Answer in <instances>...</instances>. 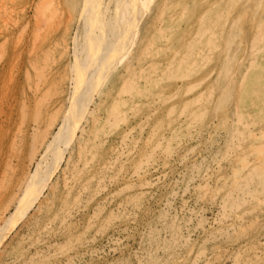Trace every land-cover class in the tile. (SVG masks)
Here are the masks:
<instances>
[{
    "label": "rangeland",
    "instance_id": "374dc122",
    "mask_svg": "<svg viewBox=\"0 0 264 264\" xmlns=\"http://www.w3.org/2000/svg\"><path fill=\"white\" fill-rule=\"evenodd\" d=\"M43 1L44 0L41 2ZM103 1L104 3L107 1L109 2V0ZM161 1L163 2V0H152L149 10L144 13L145 16H142V19H140V24L138 23L137 25V29L140 28V31L137 30V37H135L136 41L134 40L135 44H133V47L131 48L132 50H129V53H127L125 56L126 59L124 58L125 60L123 62L117 65L114 70L112 69L108 77L104 80V84L102 83L103 86L98 92H96V94L93 95L94 97L90 101L88 111L84 116L85 120L81 119L80 126L82 128L80 127V130L82 131V134H80L82 138L78 144H75L71 155V166L66 170L67 173H65L67 175L62 177V174L58 168L51 174V176H49L51 169L48 166H44V164L39 176L40 181L37 182L32 189L35 194V203L33 206H31L30 211L22 218L17 217V215L14 219H11L13 216L12 214L17 207V205L13 203L10 211L4 217L5 220L0 223V264H207V260L209 261L208 264H264V166H262L264 165V133H262L264 132V104H262L264 103V35L261 34L257 38L258 42L256 41L254 44L251 42L254 41V36L257 32L258 26H255L260 24L264 29V10H262L264 7V1L237 0L234 3L231 2L233 4L230 6L227 3V0H224L220 1L221 5L220 3L219 5L216 4V6H220L222 9L224 8V11L228 10L229 12L225 11L228 16L218 20L220 21L217 24L219 27L213 24L211 25V28H209L211 30L213 27H218V31L217 28H213L216 31L212 29L211 32L214 31L216 34H218L216 39H214V42L219 43V46H217V48L215 47L214 51H212L214 54L210 52L209 54L205 55V57L208 56L209 58H206L207 62L205 60L204 65L202 60L198 61L197 65L200 66L199 63H201L203 66L195 67L197 70L194 72H197L196 74L198 77L195 76L194 72L190 74L187 69H185V66L181 67L182 69L184 68V70H179L178 74L177 72L174 74V71H176L175 66L179 63L178 57H180V60L181 55L189 58L188 53L190 56L191 54L195 55L194 51H197V48H201L198 49L201 51L206 47V45L204 47L205 41L204 43L202 40L197 41L199 39H197L196 36V28L198 29V27H200V25H197L200 24L199 22H201L199 20L200 17L197 16H199V13L202 14L207 10L206 8L208 7V2L206 0H191L192 2L190 0H176L177 2L174 0H164V5H161ZM203 1L204 3H207L205 4V7L203 6L204 4H202L203 7L199 4V2L202 3ZM39 2V0H0V211H2L7 206V202H9L10 199H13L14 194L16 195L15 187L23 174L28 170V172L34 171L36 168V166H33V164L35 165V160L40 152L37 154V157H35V160L32 164L29 162L33 157V150H31L32 147L30 148V146L34 144V140H36L38 143L44 136L43 138L46 137V141H48L53 136L52 134L56 131L62 121V118L70 108L69 98L72 96V92L70 90H72V78L74 76L72 65L75 63V56L73 55V49H75L74 39L76 37L78 38L77 41L81 42L82 37L80 35H82L83 32L81 31V9H79L82 8V0H47V2L45 0L46 5L52 2L50 11L48 10V7V9L45 7L43 10H40L39 6L41 3L38 6ZM181 2L183 4L185 3L186 5L184 4L183 6ZM223 2L225 3L226 7ZM113 4L114 3L112 1L109 6V13L112 12L110 10H113ZM198 4L201 6V8L198 6ZM189 5L190 10L194 9L193 12L189 10ZM193 5L196 6L192 8ZM53 6H55L54 9L56 11H54ZM35 8L42 12L41 14L39 11L42 17L38 15ZM159 9L162 10V12H160ZM163 9H165V11H163ZM4 11H6V13H4ZM188 11H190L191 15L188 14ZM261 11L263 12L261 13ZM43 12L45 13V16ZM233 13L234 15H232ZM191 16L193 17V20L191 19ZM236 16L237 18L241 16V23L239 26H233L232 24L233 18H236ZM161 18L165 19L163 20ZM187 18L189 21H187ZM194 18H197V21ZM46 21H48V23ZM184 24L186 25L185 27ZM222 24H225V26H222ZM189 25L191 27H189ZM170 26L173 27L171 28ZM222 27L224 28L223 30L225 32L222 30ZM156 28L159 29L157 30ZM170 29H173V31L171 30L170 32ZM184 30L187 31L185 32ZM189 30H191L193 33H191V31L189 32ZM220 32H222L221 35ZM175 35L177 40L175 39ZM192 37L196 38L193 39ZM237 38L238 40L236 43H234ZM184 39L187 41H184ZM195 39V42L201 43L203 48L200 47L199 44L195 47V42H193ZM249 39L250 41H248ZM191 40L193 44H191ZM189 44L190 46H188ZM235 44H237V47ZM180 45L183 46L178 48ZM192 45L194 46L192 47ZM252 45L255 46L256 50L259 48L260 49L256 56L257 63L253 68L254 72H249L251 75L247 78L248 73L246 72V59ZM151 46L153 48H151ZM192 48L193 50H191ZM186 49L187 51H191L187 52ZM232 49H234V51ZM184 50L187 52V54ZM231 50L233 51L232 54H230ZM235 50L238 51L236 52ZM145 51L150 53L148 56H154V60L156 61L155 64L157 65L156 68H160L155 74L161 72V69L165 67V63H163L164 60H166L164 62H167V59L171 58V62L173 63V61L176 59L174 61L176 63L172 64V67H174L172 68L173 71L171 70L172 72H169L170 74L173 73L171 74V80L167 78L168 74L166 75L167 77L163 78L168 79V81L166 79L165 80L170 83V86H174L176 84L175 88L178 92L175 91L177 96L172 99V102L175 104L177 103L176 107H178V105L184 101V93L187 95V93L190 92L186 97L192 96V98H196L195 103L197 104L191 103L190 107L191 105L192 107L187 109L192 110L197 106L202 108L204 111L207 109L205 114L203 112L199 117V115L193 113V117H195L197 120H192L193 123L190 122V124L188 121H186L183 123V125H179L178 121H176L177 119L173 121L174 119L172 120V118L168 117L167 119L165 116L166 114L164 109H166L168 106V102H166V105L164 103L163 108H157L159 113L157 109L154 111V109L149 104L151 101H148L150 97L156 93L155 91L161 89L159 84L162 86L165 84V81H160L162 80L161 78L156 77L154 73L150 74L149 72L151 71L148 72V59L146 60L141 58L142 62L140 59H138L139 55ZM165 52L168 55H166ZM161 53L164 54V56ZM198 53H196V55ZM196 55L194 57L191 56L192 60L199 56ZM229 56L234 57L233 60L236 61H233L235 64L233 63L234 65L231 67L230 72H226L227 70L225 69V63L228 62ZM220 57H222L221 60ZM32 62L39 66V69L41 68V71L39 70L40 74L45 76L44 78L39 74L40 81L43 82L41 88H43L45 85L46 88L49 87L47 88L49 94L45 92V88V90H42V93L39 95L41 98L45 97L43 100L40 98V100L37 101L36 98L39 96L38 94L34 95L33 89L30 87V85L33 86L36 81V78L34 77L36 76V72L31 68V64H33ZM137 63L139 67H145V72H143L142 76H137L134 74L135 72H127V66L133 64L134 67L137 68ZM146 63L148 65H146ZM216 64L219 66L217 67ZM210 67L212 68L209 69ZM198 69L203 72L199 71ZM26 71L29 72L30 76L26 77V74H28ZM185 71L186 73H184ZM208 71L210 72L209 74ZM147 72L148 74L146 75ZM202 73L203 75L207 74V76L203 79H201L202 77L200 78ZM231 73L234 75V80L232 79V81L229 83V92L225 94V98L227 100L226 102L225 98L222 95L220 96V92L224 87L227 86V76ZM243 74L246 76L243 77ZM173 75H175V77ZM127 76L128 78H126ZM143 76L145 78L148 77L147 80L145 79L146 81L143 80ZM140 77L141 79L138 80ZM188 78L191 80V82L188 80ZM192 78H194L196 81ZM240 78H245L247 80H245L244 83L240 85V81H238ZM250 78H252V81H250ZM147 81L149 82V85ZM53 82H55L54 84L56 86L53 84ZM127 82L128 87L126 86ZM184 82L188 86H185ZM200 83L202 85H200ZM49 84L50 86H48ZM177 84H179L178 87ZM194 84H196V86ZM122 85L126 87L123 88ZM150 85L156 86V89H154L155 87L151 88L153 86ZM183 86L186 89H182ZM211 86L213 87V90L211 89L212 95H209L207 93L210 89L209 87ZM247 86L249 87L247 88ZM121 87L123 88V91L125 90L124 94L121 90ZM137 87L141 88L138 89L140 92L142 91L141 93L136 91ZM30 88L31 90H29ZM143 88L145 91L148 88L149 91L147 90L145 92L143 91ZM151 89L154 90L152 91ZM191 90L194 92H191ZM237 91H240L239 96ZM136 92H138V94ZM181 92L183 94H181ZM100 93L102 94L100 95ZM179 93L180 95H178ZM217 93H219V95ZM95 95H97V97ZM47 96H49V98ZM200 97H202L204 100ZM235 99H237V102ZM200 100H203L202 103ZM233 100L237 103V107ZM41 102L44 105H42ZM224 102L226 103L224 104ZM34 104H37L41 107H39L40 111L39 109H35L36 105ZM59 104L60 107L58 106ZM144 105L147 106L145 107ZM130 106H134L135 108H130ZM148 106H150L149 108H152V116L150 115V118L146 120L144 128L140 129V131L142 130V134L139 132V129L134 131V136L128 139V145L124 150L122 148L123 144H121V137L123 135L122 133H124V130L127 127L132 126L133 128L137 126V124L140 122L139 118H141V115L143 117L146 115V113H150L151 110L148 109ZM137 107L141 109L139 112H136L138 111V109L136 110ZM115 108L116 110H113ZM55 109H58L56 112L59 113H56ZM145 109L148 111H145ZM229 109L232 113L228 112L230 111ZM210 110L212 112H210ZM107 111H110L112 115H115V113L119 115L121 114L118 118L123 119H115V117H112L111 120H113L112 122H114V126L109 128L105 125L104 120L107 116ZM193 111L194 110L191 112ZM33 113L34 115L32 116ZM91 113H93L97 120L93 118V116H90ZM227 113H230L229 117ZM226 116L227 119L225 118ZM48 117H53L54 120ZM160 117H162L164 120L162 118L160 119ZM36 118H38V120ZM170 120L172 121V124ZM35 123L39 126H37ZM196 123L198 125H196ZM224 123L227 124L225 125ZM156 124L158 125L156 126ZM204 124L206 126H204ZM245 124L247 125L245 126ZM152 125L162 130H159L160 132L158 135H161L163 132L167 136V140L165 142L162 141L164 143H157L155 141L157 136L154 135V137L153 134L149 135V129L153 127ZM211 125L212 127H210ZM46 126L48 127V132H45L47 129ZM33 127L35 130L32 129ZM37 127L39 129H37ZM167 128H172L173 130L175 128L174 133L168 131L169 129ZM41 129H43L42 131L45 133H42ZM186 129L188 130L186 131ZM206 129L210 130L208 131ZM91 130L92 132H90ZM32 131L36 133H33ZM93 137H96L97 140ZM138 137H140V140ZM82 139L84 140L82 141ZM145 139H149L151 141H146ZM134 140H136V142H134ZM142 140L145 141V145H143L144 142ZM147 143L149 147H146ZM232 143L234 144L232 145ZM249 144L252 145L250 146ZM253 144H255V146L257 145L258 147L256 146L255 148ZM258 144L263 146L261 147ZM239 145L242 147V149ZM79 146L81 149L78 148ZM137 147L139 148V151L136 149ZM153 147L156 149V155L152 158L150 166L144 169L143 176L140 178L137 176H132L133 174L131 172L134 173V170L138 169L139 167L138 161ZM165 147L169 150H165ZM237 148L241 153L237 151ZM117 150L119 151V154L117 152L118 155H113ZM128 150H130V152L133 151L134 154L130 153ZM248 150L253 151H251V153ZM125 153L126 155H123ZM68 154L69 151L65 150L63 153V158L61 159V164H63L65 159H67ZM108 156L110 158H108ZM89 158H92V160ZM90 160L91 162L88 163L87 161ZM8 164L11 167H6ZM86 164H88L89 167ZM11 168L14 169L12 172ZM106 168L107 170H105ZM69 172H72L71 176L69 175ZM101 175H103V178ZM78 176L80 180L77 178ZM88 177H90V180H88ZM98 177H101V180H103H98ZM65 178L67 179L66 181ZM41 179L47 182V185H45V182H41ZM68 180L71 181V183ZM99 181L101 182L99 183ZM95 183L96 186H94ZM248 183L249 185L247 186ZM257 183L261 187L258 186ZM52 184L53 188L54 186L55 188L52 190L51 195V188H49V185ZM82 184H85L83 186L84 188H79V186L81 187ZM242 187L243 192L240 189ZM99 188L101 190H99ZM79 189L80 191H78ZM67 191L70 192L67 194ZM138 191H143V193ZM93 192L96 194V196ZM45 193L47 195L46 197H48L50 200L52 199L51 202L49 199H47L48 201L45 200V204H42L43 207L40 206L38 211L35 212V205L37 203L43 202ZM77 194L80 196L78 195L76 198L75 196H77ZM89 196H92V198ZM78 198L79 200H76ZM72 199L76 200V202L74 203V200L72 201ZM164 202H166L168 205H166ZM69 204L71 205L72 209L71 213H65L63 208L70 206ZM47 205H49V207ZM45 206H47V208ZM61 207L63 208L61 209ZM7 217V221L10 220V223L5 222ZM58 217L63 222L59 219H56ZM48 219H50V221ZM52 219L55 221L53 220L54 222H52ZM36 221H38L37 224ZM43 223L49 227L45 226ZM40 228L47 230L43 231ZM177 228L179 229L176 230ZM175 234H177V236ZM196 254L198 256H195ZM193 258L198 260L196 261Z\"/></svg>",
    "mask_w": 264,
    "mask_h": 264
},
{
    "label": "bare ground",
    "instance_id": "6f19581e",
    "mask_svg": "<svg viewBox=\"0 0 264 264\" xmlns=\"http://www.w3.org/2000/svg\"><path fill=\"white\" fill-rule=\"evenodd\" d=\"M40 2L38 3V6L40 5V3H41V5L39 6V9L40 10H43V8H47L49 11H50V9H51V7H52V2L50 3V4H48V5H46V2H47V0H46V2H45V0L43 1V2H41L42 0H39ZM80 1V0H79ZM112 1H113V10H110V11H112L111 13H109V6H110V4L112 3ZM167 1V0H166ZM174 1H176V0H174ZM191 1V0H190ZM194 1V0H193ZM205 1V0H204ZM204 1L202 2V3H200L199 2V4L202 6V4H204L203 6L205 7V4H207L206 2L204 3ZM207 2H208V7L206 8L207 10L206 11H201V12H203L202 14H200L199 12V16H197V17H200V21L201 22H199L200 24H198L197 26H199L200 25V27H198V29L196 28V31H197V39H199V40H197V41H203V43H204V41H205V43H204V47H205V45H206V47L203 49V50H198V49H201V48H197V51H194L195 52V55H196V53H198L197 55H199V56H197V57H195L193 60H192V58H191V56H193L192 54H191V56L189 55V53H188V56H189V58L188 57H186V56H182L181 55V60L179 59L180 57H178V60H179V63L175 66V70L176 71H174V74L177 72V74H178V71L179 70H184V68L182 69L181 67L183 66H185V69H187V71L190 73V74H192V72H194V71H196L197 70V68L195 69V67L196 66H198L197 65V63H198V61H200V60H202L203 61V65H204V63H205V60H206V58L208 57H205V55H207V54H209L210 52H212V51H214V49H215V47L217 48V46H219L218 44L219 43H216V42H214L215 40L214 39H216V37H217V35L218 34H216V32H214V31H216V30H214V29H216L217 28V31H218V27H219V25H217L220 21H218V20H220L221 18L223 19V17H227L228 15H227V13L225 12V11H227V12H229L228 10H223L220 6H216V4L217 5H219V3H220V5H221V2L220 1H224V0H206ZM226 1V0H225ZM237 0H227V3L231 6L234 2H236ZM247 1V0H246ZM264 1V0H263ZM2 2V1H1ZM108 2V1H107ZM107 2H105L106 3V5H105V3H104V1L103 0H82V8H79V9H81V11H80V13H81V22H82V30L81 31H83L82 32V35H80L82 38V40H81V42H78L77 41V39L78 38H76L75 37V41H74V43H75V49H73V51H74V53H73V55L75 56V63L72 65V68H73V74H74V76H73V78H72V90H70L71 92H72V96H70V108H69V110L67 111V113L65 114V116L62 118V121H61V123H60V125L58 126V128L56 129V131L52 134L53 136L48 140V141H46V137L45 138H41L40 139V141L37 143L36 142V140H34L35 142H34V144L32 145V146H30V148H31V150H33L32 152H33V157L31 158V161H29L31 164L33 163V161L35 160V157H37V154L40 152V154L38 155V157L36 158V160H35V165L33 164V166H36V168H35V170L34 171H31V172H25L24 174H23V176L19 179V182L16 184V187H15V189H16V195L14 194V197H13V199L11 200H9V202H7L6 204H7V206L2 210V211H0V223L1 222H3V220H5L4 219V217H5V215L10 211V208H11V206H13V203L15 204V205H17V207H16V209L14 210V213L12 214L13 216L11 217V219H14L17 215V217H23L24 215H26L29 211H30V208H31V206H33V204L35 203V197H34V192L32 191V189H33V187L36 185V183L37 182H39L40 180H39V176H40V173H41V170H42V167H43V165L44 166H48L50 169H51V173L49 174V176H51V174L55 171V170H57L58 168H59V171L61 172V174H62V177H65V175H67V174H65V173H67V169L71 166V155H72V152H73V149H74V147H75V144L77 143H79V141L81 140V130H80V125H81V119H84V116H85V114H86V112L88 111V108H89V103H90V101L93 99V95L94 94H96V92H98L99 91V89L103 86L102 85V83L103 82H105L104 80L108 77V75H109V73L112 71V69L114 70V68L115 67H117V65H119L121 62H123L125 59H126V55H127V53H129V50L133 47V44H135V41H136V38L135 37H137V30L138 31H140L139 29H137V25H138V23L140 24V19H142V16L144 15V13H146V11L147 10H149V6L152 4V0H109V2L107 3ZM162 2V1H161ZM177 2V1H176ZM175 2V3H176ZM192 2V1H191ZM231 2H233V3H231ZM59 3V2H58ZM164 3V0H163V2H162V4L161 5H164L163 4ZM182 3V2H181ZM224 3V2H223ZM183 4V3H182ZM185 4V3H184ZM184 4H183V6H184ZM191 4V3H190ZM193 4H194V2H193ZM198 4V6H200ZM227 4V5H228ZM257 4H258V2H257ZM80 5V4H79ZM186 5V4H185ZM197 5V4H196ZM196 5H193L192 6V8L193 7H195ZM224 5H225V3H224ZM228 5V6H229ZM166 6V5H165ZM170 6V5H169ZM176 6H178V5H176ZM182 6V5H181ZM182 6V7H183ZM188 6V5H187ZM201 6H200V8H201ZM202 6V7H203ZM1 7V6H0ZM54 7L55 6H53V9H54ZM175 7V6H174ZM225 7H226V5H225ZM111 8V7H110ZM162 8V7H161ZM176 8V7H175ZM184 8V7H183ZM182 8V9H183ZM189 10H190V5H189ZM197 8V7H196ZM229 8V7H228ZM227 8V9H228ZM1 9V8H0ZM36 9V11H37V13H38V15L40 16V17H42V15H40V13H39V11L40 10H37V8H35ZM157 9H158V7H157ZM198 9V8H197ZM254 9H255V7H254ZM160 10V9H159ZM158 10V11H159ZM172 10V9H171ZM180 10H181V8H180ZM199 10V9H198ZM230 10V9H229ZM262 10H264V7H263V9ZM52 11V10H51ZM54 11H56L55 9H54ZM163 11H165V9H163ZM168 11H169V9H168ZM173 11V10H172ZM174 11H177V10H174ZM186 11V10H185ZM190 11H194V9L193 10H190ZM190 11H188V14L189 15H191V13H190ZM256 11V10H255ZM41 12V11H40ZM160 12H162V10H160ZM231 12V11H230ZM251 12V11H250ZM260 12V11H259ZM259 12H257V13H259ZM263 11H261V13H262ZM4 13H6V11H4ZM44 13V12H43ZM55 13V12H54ZM79 13V12H78ZM79 13V14H80ZM156 13V12H155ZM171 13V12H170ZM239 13V12H238ZM41 14H42V12H41ZM157 14V13H156ZM168 14V13H167ZM174 14V13H173ZM185 14V13H184ZM187 14V15H188ZM193 14V13H192ZM194 14H195V12H194ZM163 15V14H162ZM182 15V14H181ZM186 15V16H187ZM196 15V14H195ZM232 15H234V13L232 14ZM264 15V14H263ZM44 16H45V13H44ZM145 16V15H144ZM157 16V15H156ZM160 16V15H159ZM169 16V15H168ZM173 16V15H172ZM172 16H170V17H172ZM193 16V15H192ZM191 16V19L193 18ZM245 16V15H244ZM259 16V15H258ZM262 16V15H261ZM49 17H50V15H49ZM179 17H180V15H179ZM4 18H5V16H4ZM7 18V17H6ZM36 18H38V17H36ZM53 18V17H52ZM156 18H158V17H156ZM184 18L186 19V17L184 16ZM189 18H190V16H189ZM214 18V19H213ZM3 19V18H2ZM161 19H163V18H161ZM165 19V18H164ZM163 19V20H164ZM172 19V18H171ZM194 19H196V21H197V18H194ZM261 19H263V18H261ZM57 20H59V19H57ZM162 20V21H163ZM193 20V19H192ZM229 20H230V18H229ZM43 21H45V20H43ZM152 21H153V19H152ZM172 21V20H171ZM171 21H170V23H171ZM182 21V20H181ZM187 21H189L188 20V18H187ZM241 21V16H239L238 18H237V16H236V18H233V21H232V24H233V26L234 25H237V26H239V24L241 23L240 22ZM47 23H48V21H46ZM45 22V23H46ZM79 22V21H78ZM154 22V21H153ZM167 22V21H166ZM42 23V22H41ZM194 23V22H193ZM223 23H225V22H223ZM157 24V23H156ZM167 24V23H166ZM169 24V23H168ZM186 24V23H185ZM184 24V27L187 25H185ZM217 25L218 27H213L212 29L214 30L213 32H211V30L209 29V28H211V25ZM250 24H252V23H250ZM165 25V24H164ZM190 25H191V23H190ZM189 25V27H191ZM225 26V24H222V26ZM246 25V24H245ZM244 25V26H245ZM255 25H256V23H255ZM155 26H157V25H155ZM241 26V25H240ZM258 26V27H257ZM39 27H41V26H39ZM45 27V26H44ZM44 27H43V29H44ZM139 27H140V25H139ZM160 27V26H159ZM171 28L173 27V26H170ZM178 27V26H177ZM227 27V26H226ZM241 27H243V26H241ZM255 27H257V32H256V35L254 36V41H251V42H253V44L257 41V38L261 35V34H263L264 35V33H263V31H264V29H263V26L262 25H260V24H258V25H256ZM255 27H254V29H255ZM154 28V27H153ZM161 28V27H160ZM188 28V27H187ZM240 28V27H239ZM246 28V27H245ZM78 29V28H77ZM157 29V28H156ZM159 29V28H158ZM157 29V30H158ZM178 29V28H177ZM193 29V28H192ZM224 28L222 27V30H223ZM238 29V28H237ZM39 30H41V29H39ZM38 30V31H39ZM154 30V29H153ZM171 30L173 31V29H170V32H171ZM181 30H182V28H181ZM188 30V29H187ZM187 30H184L185 32L187 31ZM239 30V29H238ZM242 30V29H241ZM156 31V30H155ZM161 31H162V29H161ZM160 31V32H161ZM191 30H189V32H190ZM224 31V30H223ZM228 31V30H227ZM226 31V32H227ZM240 31V30H239ZM248 31V30H247ZM154 32V31H153ZM152 32V33H153ZM167 32H169V31H167ZM225 32V31H224ZM242 32V31H241ZM42 33V32H41ZM158 33V32H157ZM188 33V32H187ZM191 33H193L192 31H191ZM195 33V32H194ZM221 33L222 32H220V35H221ZM248 33H249V31H248ZM254 33V32H253ZM38 34V33H37ZM154 34V33H153ZM159 34V33H158ZM170 34V33H169ZM177 34V33H176ZM179 34V33H178ZM190 34V33H189ZM239 34H241V33H239ZM244 34V33H243ZM160 35V34H159ZM188 35V34H187ZM191 35V34H190ZM224 35V34H223ZM227 35V34H226ZM242 35V34H241ZM262 35V36H263ZM79 36V35H78ZM180 36V35H179ZM18 37V36H17ZM159 37V36H158ZM166 37V36H165ZM183 37V36H182ZM245 37V36H244ZM246 37H247V35H246ZM252 37V36H251ZM74 38V37H73ZM149 38V37H148ZM147 38V39H148ZM179 38V37H178ZM187 38H188V36H187ZM193 38V37H192ZM194 38H196V37H194ZM193 38V39H194ZM239 38H240V36H239ZM262 38V37H261ZM19 39V38H18ZM35 39V38H34ZM141 39V38H140ZM151 39V38H150ZM153 39V38H152ZM158 39V38H157ZM171 39V38H170ZM175 39H176V35H175ZM218 39V38H217ZM228 39H229V37H228ZM227 39V40H228ZM36 40V39H35ZM79 40V41H80ZM135 40V41H134ZM162 40V39H161ZM177 40V39H176ZM238 40V38L235 40V42L234 43H236V41ZM148 41V40H147ZM154 41V40H153ZM152 41V42H153ZM173 41V40H172ZM171 41V42H172ZM184 41H187V40H185L184 39ZM196 41V39L193 41V42H195ZM225 41H226V39H225ZM247 41V40H246ZM248 41H250V39L248 40ZM17 42V41H16ZM80 43V44H78V43ZM151 42V43H152ZM155 42V41H154ZM181 42V41H180ZM218 42V41H217ZM243 43H245L244 41H242ZM258 42V41H257ZM36 43V42H35ZM185 43V42H184ZM238 43V42H237ZM250 43V42H249ZM260 43H261V41H260ZM164 44V43H163ZM191 44H193L192 43V40H191ZM200 45V47H202V45H201V43H196L195 42V47L197 46V45ZM215 44H217V45H215ZM251 44V43H250ZM249 44V45H250ZM262 44V43H261ZM186 45V44H185ZM236 45V47H237V44H235ZM243 45H245V44H243ZM183 45H180V47L178 46V48H181ZM188 46H190V44L188 45ZM194 45H192V47H193ZM147 47V46H146ZM170 47V46H169ZM233 47V46H232ZM240 47H241V45H240ZM247 47V46H246ZM74 48V47H73ZM151 48H153L152 46H151ZM155 48V47H154ZM162 48V47H161ZM185 48V47H184ZM188 48H190V47H188ZM203 48V47H202ZM235 48V47H234ZM263 48V47H262ZM247 49V48H246ZM260 49V48H259ZM259 49H255V46L254 45H252L251 47H250V50H249V52H248V57H247V59H246V72L248 73V75H247V78H248V76H250L251 74V72L253 73L254 72V70H253V68L255 67V64L257 63L256 62V59H257V54H258V51H259ZM33 50V49H32ZM132 50V49H131ZM157 50V49H156ZM159 50H161V49H159ZM191 50H193V48L191 49ZM191 50H189V51H187V49H186V51L187 52H190ZM227 50H229V49H227ZM233 51H234V49H232ZM231 50V53L230 54H232L233 53V51ZM238 50H239V47H238ZM237 50V51H238ZM264 50V49H263ZM149 51V50H148ZM168 51V50H167ZM170 51V50H169ZM178 51H181V50H178ZM185 51V50H184ZM185 51V53L187 54V52ZM225 51V50H224ZM236 51V50H235ZM236 51V52H237ZM244 51V50H243ZM247 51V50H246ZM245 51V52H246ZM173 52V51H172ZM183 52V51H182ZM181 52V53H182ZM240 52V51H239ZM144 53V54H143ZM152 53H154V52H152ZM158 53V52H157ZM157 53H155V54H157ZM166 53V52H165ZM178 53H180V52H178ZM192 53V52H191ZM213 53V52H212ZM217 53V52H216ZM244 53V52H243ZM162 54V53H161ZM214 54V53H213ZM246 54V53H245ZM60 55V54H59ZM148 55H150V53L149 52H142L140 55H139V57H138V59H140V61L142 60L141 58H144V59H148L147 61H149L148 63H149V69H148V72L149 71H151V72H149L150 74L152 73H154V75L156 76V77H158V78H161L162 80H160V81H162L163 82V80L165 81L164 83L165 84H163L162 86H160V84H159V87H161V89H159L158 91H155V92H153V93H155V94H151L152 96L150 97V92H149V97H150V99H149V101L148 102H150L149 104H150V106L154 109V111L157 109V108H163V105H164V103H165V105H166V102H168V106L166 107V109H164L165 110V116H166V118L168 117V118H172V120L173 121H175L176 119V121H178V124L179 125H183V123L184 122H186V121H188L189 122V124H190V122L191 123H193V121L192 120H195L196 118L195 117H193L194 115H193V113L195 114L196 113V115H199V117L201 116V114L204 112V114H205V112H206V110L204 111L202 108H200V107H195V109H192V110H194L193 112H191L192 110H188L187 108H191L192 107V105H191V107H190V104L192 103H195V101H196V98H192V96H190V97H186L187 95H188V93H190V92H188L187 93V95L184 93V101H182V103L180 104V105H178V107H176V104L174 103V102H172V99L174 98V97H176L177 96V93L176 92H178V91H176V88H175V85L174 86H170V83H168L167 81H168V79L167 78H169L170 80H171V74H173V73H169L171 70H172V68H174V67H172V64L173 63H176V62H174L173 61V63L171 62L172 61V59L171 58H166L167 59V62H164V61H166V60H162L163 61V63H165L164 65H165V67L163 68V65H162V68L163 69H161V72H159L158 74H155V73H157V70L158 69H160V68H156L157 67V65L155 64L156 63V61L154 60V56L152 55L151 57L150 56H148ZM163 56H164V54H162ZM166 55H168L167 53H166ZM173 55V54H172ZM194 55V56H195ZM211 55V54H210ZM209 55V56H210ZM216 55V54H215ZM222 55V54H221ZM236 55H237V53H236ZM247 55V54H246ZM46 56V55H45ZM73 56V57H74ZM132 56V55H131ZM157 56V55H156ZM161 56V55H160ZM178 56H179V54H178ZM193 56V57H194ZM245 56V55H244ZM243 56V57H244ZM259 56V55H258ZM130 57V56H129ZM199 57V58H198ZM237 57V56H236ZM33 58V57H32ZM125 58V59H124ZM136 58V57H135ZM197 58V59H196ZM209 58V57H208ZM212 58V57H211ZM221 58L222 57H220V60H221ZM164 59V58H163ZM234 59V57H231V56H229V58H228V62H226L225 64H226V72H230V69H231V67H233V65L235 64L233 61H236V60H233ZM238 59V58H237ZM135 60V59H134ZM133 60V61H134ZM210 60V59H209ZM244 60V59H243ZM264 60V59H263ZM140 61L138 60V62L140 63ZM144 61V60H143ZM211 61V60H210ZM142 62V61H141ZM159 62V61H158ZM178 62V61H177ZM206 62H207V60H206ZM245 62V61H244ZM264 62V61H263ZM33 63V62H32ZM127 63V62H126ZM130 63H132V62H130ZM210 63H212V62H210ZM219 63V62H218ZM221 63V62H220ZM234 63V64H233ZM123 64V63H122ZM200 64V66H198V67H203L202 65H201V63H199ZM242 64V63H241ZM135 65H136V63H135ZM146 65H148L147 63H146ZM159 65V64H158ZM206 65V64H205ZM209 65V64H208ZM259 65V64H258ZM263 65V64H262ZM32 66V67H31ZM31 68L36 72V76H34L35 78V83H34V85L33 86H31L30 85V87L33 89V93H34V95H37L38 94V96L42 93L41 91L42 90H45V86H43V88H41V86H42V84H43V82H41L40 81V69H39V66H37L35 63H33V64H31ZM43 66V65H42ZM137 66H138V63H137ZM174 66V65H173ZM213 66V65H212ZM216 66H217V64H216ZM219 66V65H218ZM217 66V67H218ZM257 66V65H256ZM204 67H206V66H204ZM214 67V66H213ZM216 67V68H217ZM240 67H241V65H240ZM212 67H210L209 69H211ZM43 69V68H42ZM51 69V68H50ZM122 69V68H121ZM135 69H137V70H135ZM256 69V68H255ZM261 69V68H260ZM40 70V71H39ZM120 70V69H119ZM199 70V69H198ZM202 70H203V68H202ZM217 70V69H216ZM173 71V70H172ZM171 71V72H172ZM199 71H201V70H199ZM198 71V72H199ZM225 71V70H224ZM122 72V71H121ZM127 72H135L134 74H136L137 76L138 75H143V72H145V67H137V68H135L134 67V65L133 64H131V65H129V66H127ZM148 72L146 73V75L148 74ZM201 72H203V71H201ZM206 72V71H205ZM204 72V73H205ZM215 72V71H214ZM213 72V73H214ZM238 72H239V70H238ZM250 72V73H249ZM26 73H28V74H26V77H28V76H30L29 75V72H27L26 71ZM45 73V72H44ZM126 73V72H125ZM184 73H186V71L184 72ZM183 73V74H184ZM197 72H194V74H195V76H197V74H196ZM207 73V72H206ZM210 72L208 71V74H209ZM246 73V74H247ZM40 74V75H39ZM119 74V73H118ZM129 74V73H128ZM127 74V75H128ZM168 74V75H167ZM188 74V73H187ZM190 74H188V75H190ZM193 74V75H194ZM217 74V73H216ZM221 74V73H220ZM227 74V73H226ZM124 75V74H123ZM135 75V76H136ZM168 77H167V76ZM186 75V74H185ZM188 75H187V77H188ZM239 75V74H238ZM42 76V75H41ZM129 76V75H128ZM128 76L126 77V78H128ZM174 77H175V75H173ZM182 76V75H181ZM191 76V75H190ZM207 76V74H204L203 75V73H202V76H200V78L201 79H203V78H205ZM209 76V75H208ZM246 75L245 74H243V77H245ZM260 76H262V75H260ZM42 77H44L45 78V76L43 75ZM164 77H167V78H165V79H163ZM192 77H194V76H192ZM198 77V76H197ZM215 77V76H214ZM225 77V76H224ZM228 78V80H227V86L226 87H224L222 90H221V92H220V96L222 95L224 98H225V94L226 93H228L229 92V83L232 81V79L234 80V75L231 73V74H229L228 76H227ZM30 78V77H29ZM44 78H43V80H44ZM130 78V77H129ZM137 78V77H136ZM147 78L148 77H144L143 76V80H147ZM184 78V77H183ZM242 78V77H241ZM240 78V80H238V81H240L239 82V84L240 85H242L243 83H244V81L245 80H247V79H245V78H243V79H241ZM256 78V77H255ZM255 78H253V79H255ZM31 79V78H30ZM61 79V78H60ZM139 79H141V77L140 78H138V80ZM150 79H151V76H150ZM153 79V78H152ZM156 79V78H155ZM176 79V78H175ZM187 79V78H186ZM185 79V80H186ZM192 79H194V78H192ZM214 79V78H213ZM252 78H250V81H252L251 80ZM264 79V78H263ZM27 80H29V79H27ZM125 80V79H124ZM123 80V81H124ZM127 80V79H126ZM133 80V79H132ZM131 80V81H132ZM135 80V79H134ZM145 80V81H146ZM158 80V79H157ZM174 80V79H173ZM177 80H179V79H177ZM184 80V79H183ZM188 80H189V78H188ZM187 80V81H188ZM195 80V79H194ZM210 80V79H209ZM153 81V80H152ZM151 81V82H152ZM156 81V80H155ZM190 82H191V80H189ZM196 81V80H195ZM202 81V80H201ZM208 81V80H207ZM213 81V80H212ZM223 81V80H222ZM238 81H237V84H238ZM257 81V80H256ZM125 82V81H124ZM148 82V81H147ZM174 82V81H173ZM181 82H182V80H181ZM189 82V83H190ZM55 82H53V84H54ZM134 83V82H133ZM136 83V82H135ZM156 83V82H155ZM160 83V82H159ZM176 83V82H175ZM194 83V82H193ZM206 83V82H205ZM204 83V84H205ZM250 83H253V82H250ZM69 84V83H68ZM104 84V83H103ZM137 84V83H136ZM145 84V83H144ZM157 84V83H156ZM184 84H185V86H188V85H186V83L184 82ZM191 84V83H190ZM213 84V83H212ZM220 84V83H219ZM236 84V85H237ZM55 85V84H54ZM125 85V84H124ZM133 85V84H132ZM132 85H131V87H132ZM148 85H149V82H148ZM178 85L179 84H177V87H178ZM181 85H182V83H181ZM195 86H196V84H194ZM198 85H199V83H198ZM200 85H202L201 83H200ZM211 85V84H210ZM209 85V86H210ZM232 85V84H231ZM48 86H50V84L48 85ZM56 86V85H55ZM55 86H54V88H55ZM58 86V85H57ZM106 86V85H105ZM123 86V85H122ZM126 86L128 87V82H127V84H126ZM126 86H123V88L124 87H126ZM150 86H153V85H150ZM194 86V87H195ZM222 86V85H221ZM252 86V85H251ZM52 87V86H51ZM120 87V86H119ZM143 87H144V85H143ZM148 87V86H147ZM155 87V88H154ZM158 87V86H157ZM207 87H208V85H207ZM206 87V88H207ZM212 87V86H211ZM211 87H209L210 89L208 90V93L207 94H211L212 95V93H211V89L213 90V87L211 88ZM249 86H247V88H248ZM31 88L29 89V90H31ZM47 88H49V87H47ZM47 88H46V90H45V92H47V94H49V92L47 91ZM122 87H121V90L123 89ZM140 88V87H139ZM138 87H137V90L136 91H139L138 89H139ZM151 88H154V89H156V86H153V87H151ZM196 88V87H195ZM199 88V87H198ZM205 88V89H206ZM215 88V87H214ZM242 88H243V86H242ZM70 89V88H69ZM126 89V88H125ZM132 89V88H131ZM141 89V88H140ZM144 89V88H143ZM153 89V90H154ZM178 89V88H177ZM182 89H186L184 86L182 87ZM197 89V88H196ZM52 90V89H51ZM108 90V89H107ZM121 90H119V91H121ZM147 90L149 91V89L147 88ZM146 90V91H147ZM152 90V89H151ZM152 90V91H153ZM194 90V89H193ZM193 90H191V92L193 91ZM204 90V89H203ZM231 90V89H230ZM233 90V89H232ZM50 91V90H49ZM123 91V90H122ZM125 91V90H124ZM124 91H123V94H124ZM130 91V90H129ZM143 91H145V89L143 90ZM145 91V92H146ZM176 91V92H175ZM244 91V90H243ZM254 91V90H253ZM118 92V91H117ZM116 92V93H117ZM140 92V91H139ZM142 92V91H141ZM140 92V93H141ZM194 92V91H193ZM213 92V91H212ZM216 92V91H215ZM233 92H234V90H233ZM238 93V96L240 95V91H237ZM30 93H32V92H30ZM52 93V92H51ZM57 93V92H56ZM105 93V92H104ZM129 93V92H128ZM137 94H138V92H136ZM148 93V92H147ZM231 93V92H230ZM45 94V93H44ZM99 94V93H98ZM102 93H100V95H101ZM109 94V93H108ZM121 94V93H120ZM125 94H127V93H125ZM145 94V93H144ZM181 94H183L182 92H181ZM218 95H219V93H217ZM237 94H235V95H237ZM33 95V94H32ZM51 95H53V94H51ZM69 95V94H68ZM131 95V94H130ZM146 95V94H145ZM178 95H180V93L178 94ZM196 95H198V94H196ZM234 95V94H233ZM96 97H97V95H95ZM118 96V95H117ZM139 96V95H138ZM204 96V95H203ZM207 96V95H206ZM226 96H228V95H226ZM244 96V95H243ZM251 96H252V94H251ZM27 97V96H26ZM43 97H44V95H43ZM48 98H49V96H47ZM107 97V96H106ZM119 97H120V95H119ZM131 97V96H130ZM137 97V96H136ZM135 97V98H136ZM142 97V96H141ZM145 97V96H144ZM146 97H148V96H146ZM195 97V96H194ZM232 97V96H231ZM230 97V98H231ZM237 97V96H236ZM235 97V98H236ZM247 97V96H246ZM34 98V97H33ZM40 96L38 97V98H36V100L38 101V100H40ZM45 98V97H44ZM44 98H41L42 100L44 99ZM67 98V97H66ZM118 98V97H117ZM138 98V97H137ZM139 98H140V96H139ZM138 98V99H139ZM200 98H202V97H200ZM208 98V97H207ZM227 98H229V97H227ZM239 98V97H238ZM122 99V98H121ZM128 99V98H127ZM131 99V98H130ZM134 99V98H133ZM146 99H148V98H146ZM203 99V98H202ZM231 99H233V98H231ZM24 100V99H23ZM45 100H47V99H45ZM67 100V99H66ZM99 100V99H98ZM115 100V99H114ZM119 100V99H118ZM117 100V101H118ZM137 100V99H136ZM140 100V99H139ZM176 100H177V98H176ZM198 100V99H197ZM204 100V99H203ZM202 100V101H203ZM221 100V99H220ZM237 99H235V101H236ZM141 101V100H140ZM201 101V100H200ZM202 101H201V103H202ZM223 101V100H222ZM225 101L227 102V100H226V98H225ZM234 101V100H233ZM234 101V102H235ZM243 101V100H242ZM35 102V101H34ZM45 102V101H44ZM67 102V101H66ZM226 102H224V104L226 103ZM229 102H230V100H229ZM237 102V101H236ZM235 102V103H236ZM23 103V102H22ZM36 103V102H35ZM112 103H113V101H112ZM115 103V102H114ZM124 103V102H123ZM139 103V102H138ZM137 103V104H138ZM207 103V102H206ZM223 103V102H222ZM24 104H25V102H24ZM23 104V105H24ZM38 104V103H37ZM37 104H34V105H36L35 106V109H39V107L40 106H38ZM41 104H42V102H41ZM40 104V105H41ZM96 104H97V102H96ZM116 104V103H115ZM114 104V105H115ZM118 104V103H117ZM127 104V103H126ZM148 104V105H149ZM195 104H197V103H195ZM194 104V105H195ZM227 104H229V103H227ZM231 104H232V102H231ZM262 104H264V103H262ZM33 105V104H32ZM42 105H44V104H42ZM95 105V104H94ZM204 105H205V103H204ZM207 105H208V103H207ZM210 105V104H209ZM222 105V104H221ZM235 105V104H234ZM59 107H60V104L58 105ZM97 106V105H96ZM103 106V105H102ZM117 106V105H116ZM136 106V105H135ZM139 106V105H138ZM145 107L147 106V105H144ZM150 106H148V109H150L149 111H150V113L149 114H147L146 113V115L145 116H143L142 117V115H141V118H139L140 119V122H139V120H138V122H139V124H137V126H135V127H133L132 128V126H130V127H127L125 130H124V133H122L121 135H122V137H121V139H122V143H121V141H120V143L121 144H123V146H122V148L125 150L126 149V146L128 145L127 144V142H129L128 141V139H130V137H132V136H134V131L135 130H137V129H139V132L141 133L142 132V130L140 131V129H142V128H144V124L146 123V120L148 119V118H150L149 116L152 114V108H149ZM162 106V107H161ZM223 106V105H222ZM46 107H47V105H46ZM91 107V106H90ZM120 107V106H119ZM133 107V109L135 108L134 106H132ZM131 106H130V108H132ZM140 107H142V106H140ZM236 107H237V103H236ZM22 108V107H21ZM24 108V107H23ZM34 108V107H33ZM41 108V107H40ZM57 108V107H56ZM99 108V107H98ZM179 108V109H178ZM213 108V107H212ZM227 108H228V105H227ZM233 108V107H232ZM242 108V107H241ZM34 109V110H35ZM112 109V108H111ZM138 109V111H136V112H139L141 109L140 108H136V110ZM205 109V108H204ZM219 109H220V107H219ZM231 109V108H230ZM229 109V110H230ZM235 109V108H234ZM239 109V108H238ZM58 110V109H57ZM56 109H55V112L57 111ZM61 110V109H60ZM92 110H94V109H92ZM91 110V111H92ZM109 110H110V108H109ZM113 110H116V108L115 109H113ZM130 110V109H129ZM158 110V109H157ZM218 110V109H217ZM221 110V109H220ZM23 111H24V109H23ZM39 111H40V109H39ZM145 111H148V110H146L145 109ZM144 111V112H145ZM238 111V110H237ZM35 112V111H34ZM38 112V111H37ZM47 112V111H46ZM90 112V111H89ZM162 112V111H161ZM191 112V113H190ZM210 112H212L211 110H210ZM228 112H231V110L230 111H228ZM56 113H59V112H56ZM55 113V114H56ZM130 113V112H129ZM156 113V112H155ZM158 113H159V110H158ZM184 113V114H183ZM232 113V112H231ZM234 113H235V110H234ZM22 114V113H21ZM36 114V113H35ZM46 114V113H45ZM53 114V113H52ZM51 114V115H52ZM161 114V113H160ZM160 114H159V116H160ZM228 114V117H229V115H230V113H227ZM237 114V113H236ZM34 115V113L32 114V116ZM38 115V114H37ZM51 115H48V116H51ZM54 115V114H53ZM87 115H88V113H87ZM87 115H86V117H87ZM121 115V114H120ZM120 115L119 114H117V113H115V115H112L111 114V112L109 111H107V116H106V118L104 119L105 120V125L106 126H108L109 128H111V127H113L114 126V122H112L113 120H111L112 119V117H115V119H117L118 117H120ZM148 115V116H147ZM183 115V116H182ZM209 115V114H208ZM210 115H212V114H210ZM242 115V114H241ZM264 115V114H263ZM21 116V115H20ZM24 116H25V113H24ZM58 116V115H57ZM91 117L93 116V118H95L94 117V115H93V113H91V115H90ZM136 116V115H135ZM152 116V115H151ZM155 116V115H154ZM161 116H162V114H161ZM83 117V118H82ZM97 117H99V116H97ZM163 117V116H162ZM162 117H160V119L162 118ZM211 117V116H210ZM232 117V116H231ZM48 118H51V119H53V117H48ZM61 118V117H60ZM135 118V117H134ZM167 118V119H168ZM224 118V117H223ZM226 119H227V116L225 117ZM21 119V118H20ZM34 119V118H33ZM32 119V120H33ZM37 120H38V118H36ZM96 119V118H95ZM118 119H123V118H118ZM153 119V118H152ZM158 119V118H157ZM163 119V118H162ZM166 119V120H167ZM199 119V118H198ZM201 119V118H200ZM213 119V118H212ZM241 119V118H240ZM23 120H24V118H23ZM54 120V119H53ZM85 120V119H84ZM97 120V119H96ZM155 120V119H154ZM164 120V119H163ZM165 120V121H166ZM197 120V119H196ZM232 120V119H231ZM20 121V120H19ZM49 121V120H48ZM87 121V120H86ZM89 121V120H88ZM92 121H93V119H92ZM95 121V120H94ZM126 121H127V119H126ZM153 121V120H152ZM156 121V120H155ZM162 121V120H161ZM160 121V122H161ZM169 121V120H168ZM171 121V120H170ZM201 121V120H200ZM199 121V122H200ZM207 121H208V119H207ZM216 121V120H215ZM214 121V122H215ZM227 121H229V120H227ZM83 122V121H82ZM96 122H98V121H96ZM116 122V121H115ZM121 122V121H120ZM263 122H264V119H263ZM87 123V122H86ZM151 123V122H150ZM158 123H159V120H158ZM164 123V122H163ZM166 123H167V121H166ZM175 123V122H174ZM205 123V122H204ZM212 123V122H211ZM230 123V122H229ZM236 123V122H235ZM239 123V122H238ZM242 123V122H241ZM32 124V123H31ZM36 124V123H35ZM91 124H94V123H91ZM148 124V123H147ZM147 124H146V126H147ZM152 124V123H151ZM161 124H162V122H161ZM168 124V123H167ZM171 124H172V121H171ZM176 124V123H175ZM206 124V123H205ZM204 124V126H206ZM218 124V123H217ZM225 125L227 124V123H224ZM37 125V124H36ZM135 125H136V123H135ZM155 125V124H154ZM154 125H152L153 127H151L150 129H149V135L150 134H153V136L155 135V136H157V138H156V142L158 143H160V142H162V141H166L167 140V136L162 132V134L161 135H158L159 134V130H161V129H159V128H156ZM158 124H156V126H157ZM196 125H198L197 123H196ZM199 125H201V124H199ZM224 125V126H225ZM233 125V124H232ZM244 125V124H243ZM247 124H245V126H246ZM37 126H39V125H37ZM51 126H53V125H51ZM83 126V125H82ZM160 126H162V125H160ZM170 126V125H169ZM190 126V125H189ZM188 126V127H189ZM194 126V125H193ZM204 126H203V128H204ZM228 126V125H227ZM235 126V125H234ZM237 126V125H236ZM31 127V126H30ZM29 127V128H30ZM42 127V126H41ZM102 127V126H101ZM117 127V126H116ZM162 127H164V126H162ZM161 127V128H162ZM166 127V126H165ZM184 127H185V125H184ZM209 127V126H208ZM207 127V128H208ZM210 127H212V125L210 126ZM222 127V126H221ZM43 128V127H42ZM46 131L45 132H48L47 130H48V127L46 126ZM82 128V127H81ZM200 128V127H199ZM217 128H218V126H217ZM229 128V127H228ZM232 128V127H231ZM237 128V127H236ZM21 129H23V128H21ZM32 129H34L35 130V128L33 127ZM37 129H39L38 127H37ZM36 129V130H37ZM99 129H101V128H99ZM104 129V128H103ZM102 129V130H103ZM163 129V128H162ZM167 129H169L168 131H170L171 133L173 132L174 133V130H175V128H174V130L172 129V128H167ZM205 129V128H204ZM221 129V128H220ZM43 129H41V132L42 133H45V132H43L42 131ZM90 130V129H89ZM97 130V129H96ZM146 130V129H145ZM166 130V129H165ZM165 130H163V131H165ZM188 129H186V131H187ZM192 130V129H191ZM206 130H208V129H206ZM210 130V129H209ZM208 130V131H209ZM217 130V129H216ZM238 130V129H237ZM39 131V130H38ZM104 131V130H103ZM109 131V130H108ZM107 131V132H108ZM162 131V130H161ZM200 131V130H199ZM204 131V130H203ZM226 131V130H225ZM33 133H36V132H34V131H32ZM90 132H92V130L90 131ZM90 132H89V134H90ZM96 132V131H95ZM99 132V131H98ZM169 132V133H170ZM234 132H235V130H234ZM21 133V132H20ZM38 133V132H37ZM81 133V134H80ZM86 133V132H85ZM200 133V132H199ZM212 133V132H211ZM247 133V132H246ZM249 133V132H248ZM255 133V132H254ZM262 133H264V132H262ZM47 134V133H46ZM92 134V133H91ZM109 134V133H108ZM142 134V133H141ZM140 134V135H141ZM185 134V133H184ZM217 134H218V132H217ZM15 135V134H14ZM33 135V134H32ZM36 135H38V134H36ZM44 135V134H43ZM96 135V134H95ZM110 135V134H109ZM172 135V134H171ZM188 135V134H187ZM203 135V134H202ZM212 135H213V133H212ZM234 135V134H233ZM241 135V134H240ZM246 135V134H245ZM249 135H250V133H249ZM89 136V135H88ZM154 136V137H155ZM170 136V135H169ZM208 136V135H207ZM222 136V135H221ZM242 136H243V134H242ZM242 136H241V138H242ZM247 136V135H246ZM252 136V135H251ZM39 137V136H38ZM171 137V136H170ZM169 137V138H170ZM177 137V136H176ZM225 137V136H224ZM257 137V136H256ZM255 137V138H256ZM15 138V137H14ZM36 138H37V136H36ZM49 138V137H48ZM87 138V137H86ZM94 139H96V137H93ZM150 138V137H149ZM192 138V137H191ZM254 138V139H255ZM38 139V138H37ZM119 139V138H118ZM138 139L140 140V137H138ZM152 139V138H151ZM199 139V138H198ZM223 139V138H222ZM228 139V138H227ZM246 139V138H245ZM244 139V140H245ZM249 139V138H248ZM252 139V138H251ZM84 139H82V141H83ZM97 140V139H96ZM104 140V139H103ZM144 140V139H143ZM142 140V141H143ZM146 141L147 140H149V139H145ZM238 140H239V138H238ZM238 140H236V141H238ZM242 140V139H241ZM32 141V140H31ZM86 141V140H85ZM149 141H151V140H149ZM148 141V142H149ZM221 141V140H220ZM16 142V141H15ZM102 142V141H101ZM134 142H136V140H134ZM133 142V143H134ZM144 143H143V145H145V141H143ZM164 142H162V143H164ZM210 142H211V140H210ZM219 142V141H218ZM99 143V142H98ZM141 143V142H140ZM161 143V144H162ZM238 143H240V142H238ZM261 143H262V141H261ZM30 144V143H29ZM100 144V143H99ZM120 144V145H121ZM138 144V143H137ZM136 144V145H137ZM155 144V143H154ZM225 144V143H224ZM234 143H232V145H233ZM80 145V144H79ZM114 145V144H113ZM134 145H135V143H134ZM139 145V144H138ZM141 145V144H140ZM158 145V144H157ZM164 145V144H163ZM221 145V144H220ZM250 145V144H249ZM252 145V144H251ZM250 145V146H251ZM254 146H255V144H253ZM258 145H260V144H258ZM15 146V145H14ZM81 146V145H80ZM78 147V148H80L81 149V147ZM86 146V145H85ZM96 146V145H95ZM117 146V145H116ZM116 146H115V148H116ZM131 146H132V144H131ZM148 146V143L146 144V147ZM151 146V145H150ZM240 146V145H239ZM257 146V145H256ZM256 146H255V148H256ZM261 146V145H260ZM263 146V145H262ZM261 146V147H262ZM17 147V146H16ZM99 147V146H98ZM110 147V146H109ZM142 147V146H141ZM149 147V146H148ZM229 147V146H228ZM238 147V146H237ZM241 147V146H240ZM258 147V146H257ZM39 148H41V149H39ZM97 148V147H96ZM113 148V147H112ZM133 148V147H132ZM157 148V147H156ZM234 148V147H233ZM250 148V147H249ZM136 149H138V151H139V148L137 147ZM161 149V148H160ZM238 149V148H237ZM241 149H242V147H241ZM251 149H252V147H251ZM264 149V148H263ZM263 149H262V151H263ZM65 150H67V151H69V154H68V157H67V159H65V161H64V163L63 164H61V159L63 158V153H64V151ZM79 150V149H78ZM115 150V149H114ZM121 150V149H120ZM134 150V149H133ZM144 150H146V149H144ZM165 150H169V149H167L166 147H165ZM20 151V150H19ZM79 151H81V150H79ZM111 151V150H110ZM129 152H130V150H128ZM136 151V150H135ZM236 151V150H235ZM237 151H239V149L237 150ZM244 151V150H243ZM249 151V150H248ZM251 151H253V150H250L249 152H251ZM261 151V150H260ZM260 151H259V154H260ZM108 152V151H107ZM112 152V151H111ZM111 152H109V153H111ZM117 152H118V154H119V151L117 150L115 153H114V151H113V155H116L117 154ZM122 152V151H121ZM128 152V153H129ZM162 152H166V151H162ZM77 153H80V152H77ZM92 153V152H91ZM127 153V152H126ZM126 153L125 154H123V155H126ZM130 153H133V151L132 152H130ZM129 153V154H130ZM160 153V152H159ZM239 153H241L240 151H239ZM252 153V152H251ZM250 153V154H251ZM257 153H258V151H257ZM93 154H94V152H93ZM96 154H97V152H96ZM112 154V153H111ZM117 154V155H118ZM134 154V153H133ZM143 154V153H142ZM141 154V155H142ZM169 154H170V152H169ZM255 154V153H254ZM18 155V154H17ZM31 155V154H30ZM79 155V154H78ZM138 155V154H137ZM156 155V149H155V147H153L151 150H149L148 152H146L145 153V155H143V157L138 161V165H139V167H138V165H137V167H138V169H136V170H134V173L133 172H131L133 175L132 176H137V177H141V176H143V172H144V169H146V167H148V166H150V164H151V160H152V158L154 157ZM32 156V155H31ZM93 156V155H92ZM96 156V155H95ZM110 156V155H109ZM108 156V158H110ZM139 156H140V154H139ZM169 156V155H168ZM258 156V155H257ZM262 156V155H261ZM117 157V156H116ZM124 157V156H123ZM138 157V156H137ZM167 157V156H166ZM241 157V156H240ZM259 157V156H258ZM95 158V157H94ZM93 158V159H94ZM114 158V157H113ZM263 158V157H262ZM89 159H91L92 160V158H89ZM138 159V158H137ZM257 159V158H256ZM7 160V159H6ZM11 160V159H10ZM77 160H78V158H77ZM91 160L90 161H87L88 163L89 162H91ZM105 160V159H104ZM116 160V159H115ZM118 160V159H117ZM136 160V159H135ZM135 160H133V161H135ZM242 160H243V158H242ZM258 160V159H257ZM12 161V160H11ZM15 161V160H14ZM76 161V160H75ZM86 161V160H85ZM108 161H110V160H108ZM112 161V160H111ZM120 161V160H119ZM238 161V160H237ZM236 161V162H237ZM246 161V160H245ZM10 162V161H9ZM29 162H28V164H29ZM116 162V161H115ZM244 162V161H243ZM251 162V161H250ZM256 162V161H255ZM77 163V162H76ZM106 163V162H105ZM112 163V162H111ZM134 163V162H133ZM27 164V165H28ZM154 164V163H153ZM86 165H88V164H86ZM100 165V164H99ZM109 165V164H108ZM254 165H255V163H254ZM259 165V164H258ZM260 165H261V163H260ZM11 167L9 164L6 166V167ZM30 166V165H29ZM105 166V165H104ZM107 166V165H106ZM185 166V165H184ZM192 166V165H191ZM243 166V165H242ZM253 166V165H252ZM262 166H264V165H262ZM261 166V167H262ZM31 167V166H30ZM88 167H89V165H88ZM133 167V166H132ZM135 167V166H134ZM189 167V166H188ZM192 167H194V166H192ZM240 167V166H239ZM251 167V166H250ZM27 168V167H26ZM85 168V167H84ZM95 168V167H94ZM101 168V167H100ZM113 168V167H112ZM142 168V169H141ZM153 168V167H152ZM191 168V167H190ZM258 168H260V167H258ZM8 169V168H7ZM29 169V168H28ZM83 169V168H82ZM98 169H99V167H98ZM103 169V168H102ZM110 169V168H109ZM108 169V170H109ZM133 169H135V168H133ZM187 169H189V168H187ZM261 169V168H260ZM12 170H14V169H12L11 168V172H12ZM27 170V169H26ZM25 170V171H26ZM73 170V169H72ZM71 170V171H72ZM76 170V169H75ZM79 170V169H78ZM88 170V169H87ZM105 170H107V168L105 169ZM148 170V169H147ZM193 170V169H192ZM58 171V172H59ZM99 171H100V169H99ZM188 171V170H187ZM240 171V170H239ZM6 172H7V170H6ZM86 172V171H85ZM104 172V171H103ZM191 172V171H190ZM193 172V171H192ZM199 172V171H198ZM233 172V171H232ZM237 172V171H236ZM21 173V172H20ZM70 173V172H69ZM2 174V173H1ZM71 174H72V172L69 174L70 176H71ZM130 174V173H129ZM234 174V173H233ZM252 174V173H251ZM93 175V174H92ZM91 175V176H92ZM192 175H194V174H192ZM255 175V174H254ZM76 176V175H75ZM234 176V175H233ZM5 177V176H4ZM61 177V178H62ZM101 177L103 178V175H101ZM101 177L98 179V180H101ZM121 177V176H120ZM251 177H252V175H251ZM67 178V177H66ZM65 178V181L67 180ZM78 179H79V176L77 177ZM87 178V177H86ZM85 178V179H86ZM89 179L88 180H90V177H88ZM235 178V177H234ZM92 179V178H91ZM94 179V178H93ZM252 179H254V178H252ZM251 179V180H252ZM260 179V178H259ZM58 180V179H57ZM80 180V179H79ZM78 180V181H79ZM103 180V179H102ZM101 180V181H102ZM142 180H144V179H142ZM250 180V179H249ZM43 181V179H41V182ZM63 181V180H62ZM69 181V180H68ZM77 181V180H76ZM76 181H75V183H76ZM86 181V180H85ZM84 181V182H85ZM101 181H99V183L101 182ZM255 181V180H254ZM262 181V180H261ZM45 181H43V183H44ZM70 183H71V181H69ZM145 182V181H144ZM250 182V181H249ZM263 182V181H262ZM56 183V182H55ZM66 183V182H65ZM74 183V182H73ZM98 183V182H97ZM146 183V182H145ZM253 184V183H252ZM264 184V183H263ZM45 185H47V182H45ZM71 185H74V184H71ZM85 185V184H84ZM83 184H82V186L80 187L79 186V188H82L83 186H84ZM144 185V184H143ZM249 185V183L247 184V186ZM257 185H258V183H257ZM69 186H70V184H69ZM94 186H96V183H95V185ZM128 186V185H127ZM142 186V185H141ZM256 186V185H255ZM258 186H260V185H258ZM244 187H245V185H244ZM261 187V186H260ZM263 187H264V185H263ZM49 188H51L50 190H51V195H52V190L55 188V186H54V188H53V184L52 185H49ZM48 188V189H49ZM64 188V187H63ZM66 188H67V186H66ZM65 188V189H66ZM78 188V187H77ZM84 188V187H83ZM86 188V187H85ZM102 188V187H101ZM246 188V187H245ZM250 188V187H249ZM248 188V189H249ZM98 189V188H97ZM96 189V190H97ZM241 189V191L243 192V187L242 188H240ZM263 189V188H262ZM82 190V189H81ZM86 190V189H85ZM88 190V189H87ZM93 190V189H92ZM99 190H101L100 188H99ZM103 190V189H102ZM126 190V189H125ZM143 190V189H142ZM76 191V190H75ZM78 191H80V189L78 190ZM83 191V190H82ZM65 192V191H64ZM68 192H70V191H67L66 193L68 194ZM99 193H101L100 191H98ZM138 192H141V193H143V191H138ZM247 192V191H246ZM264 192V191H263ZM75 193V192H74ZM94 193V192H93ZM137 193V192H136ZM241 193V192H240ZM12 194V193H11ZM71 194V193H70ZM83 194V193H82ZM88 194V193H87ZM95 194V193H94ZM98 194V193H97ZM140 194V193H139ZM138 194V195H139ZM264 194V193H263ZM75 195V194H74ZM78 195L79 194H77V196H75L76 198L78 197ZM92 195V194H91ZM262 195V194H261ZM11 196V195H10ZM47 195H46V193H45V196H44V200H43V202H40V203H37L36 205H35V212L36 211H38V209H39V207L40 206H42V204L44 203V201L45 200H47V199H49L48 197H46ZM80 196V195H79ZM95 196H96V194H95ZM65 197H66V195H65ZM89 197H91L92 198V196H89ZM94 197V196H93ZM133 197V196H132ZM167 197V196H166ZM12 198V197H11ZM55 198V197H54ZM84 198V197H83ZM130 198V197H129ZM129 198H128V200H129ZM138 198V197H137ZM238 198H239V196H238ZM238 198H237V200H238ZM75 199V198H74ZM74 199H72V201L74 200ZM103 199V198H102ZM139 199H140V197H139ZM52 200V199H51ZM51 200L49 199V201L51 202ZM76 200H79V198L78 199H76ZM76 200H74V203L76 202ZM132 200H134V199H132ZM48 201V200H47ZM71 201V202H72ZM170 201V200H169ZM73 203V202H72ZM135 203V202H134ZM164 203H166V202H164ZM264 203V202H263ZM45 204V203H44ZM49 204V203H48ZM61 204V203H60ZM65 205H66V203H65ZM70 205V204H69ZM73 205H76V204H73ZM166 205H168L167 203H166ZM48 207H49V205H47ZM47 206H45L46 208H47ZM53 206V205H52ZM79 206V205H78ZM43 207V206H42ZM57 207V206H56ZM59 208H60V205H59ZM63 207H61V209H62ZM73 208V207H72ZM53 209V208H52ZM64 209V211H65V213L66 212H70L71 213V205L70 206H66L65 208H63ZM41 210H42V208H41ZM75 211V210H74ZM46 212V211H45ZM54 212H55V210H54ZM62 212V211H61ZM73 212V211H72ZM39 213V212H38ZM37 213V214H38ZM41 213V212H40ZM69 213V214H70ZM73 214V213H72ZM55 215H56V213H55ZM68 215V214H67ZM36 216V215H35ZM35 216H34V218H35ZM63 216V215H62ZM69 216H71V215H69ZM64 217H65V215H64ZM63 217V218H64ZM167 217V216H166ZM39 218V217H38ZM41 218V217H40ZM94 218V217H93ZM7 219H8V217L6 218V221L5 222H9L10 220H8L7 221ZM32 219V218H31ZM56 219H59V217L58 218H56ZM65 219V218H64ZM27 220H28V218H27ZM43 220V219H42ZM49 221H50V219H48ZM54 219H52L51 221L52 222H54L53 221ZM59 220H61V219H59ZM66 220V219H65ZM26 221V220H25ZM31 221V220H30ZM58 221V220H57ZM62 221V220H61ZM60 221V222H61ZM37 222L38 221H36V224H37ZM47 222V221H46ZM45 222V223H46ZM63 222V221H62ZM66 222V221H65ZM64 222V223H65ZM68 222V221H67ZM10 223V222H9ZM8 223V224H9ZM44 224V223H43ZM62 224V223H61ZM16 225V224H15ZM45 226H48V225H46V224H44ZM50 225V224H49ZM51 226V225H50ZM44 227V226H43ZM49 227V226H48ZM173 227H174V225H173ZM176 227V226H175ZM46 228V227H45ZM44 228V229H45ZM10 229V228H9ZM41 230H43L42 228H40ZM179 228H177L176 230H178ZM45 230H47V229H45ZM45 230H43V231H45ZM164 230H165V228H164ZM175 230V231H176ZM6 231V230H5ZM48 232H49V229H48ZM176 236H177V234H175ZM185 239V238H184ZM183 245V244H182ZM240 246H242V245H240ZM239 246V247H240ZM249 248V247H248ZM218 249V248H217ZM247 250V249H246ZM245 250V251H246ZM2 254V253H1ZM199 254H201V253H199ZM195 256H198L197 254L195 255ZM208 257V256H207ZM72 258V257H71ZM198 258V257H197ZM186 259V258H185ZM193 259H195V258H193ZM18 260V259H17ZM17 260H15V261H17ZM155 260V259H154ZM179 260V259H178ZM196 260V259H195ZM198 260V259H197ZM196 260V261H197ZM205 260V259H204ZM195 261V262H196ZM206 261V260H205ZM25 262V261H24ZM193 262V261H192ZM208 260H207V264H208ZM15 263V262H14ZM194 263V262H193ZM204 263V262H203ZM206 263V262H205ZM24 264H26V263H24ZM156 264V263H155ZM171 264V263H170ZM178 264V263H177ZM229 264V263H228Z\"/></svg>",
    "mask_w": 264,
    "mask_h": 264
}]
</instances>
